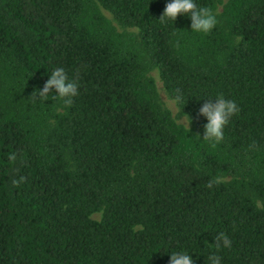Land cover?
I'll return each instance as SVG.
<instances>
[{
    "label": "trees",
    "instance_id": "obj_1",
    "mask_svg": "<svg viewBox=\"0 0 264 264\" xmlns=\"http://www.w3.org/2000/svg\"><path fill=\"white\" fill-rule=\"evenodd\" d=\"M169 2L0 0V264H264V0H194L208 34L162 22ZM57 67L71 107L39 98ZM220 95L239 112L213 148L200 108Z\"/></svg>",
    "mask_w": 264,
    "mask_h": 264
},
{
    "label": "clouds",
    "instance_id": "obj_2",
    "mask_svg": "<svg viewBox=\"0 0 264 264\" xmlns=\"http://www.w3.org/2000/svg\"><path fill=\"white\" fill-rule=\"evenodd\" d=\"M180 15L190 17L192 32L208 34L217 24L216 16L211 9L198 7L194 0H170L166 4L160 20L162 22L166 19L176 21ZM78 87L77 80H70L64 68L57 67L51 73L43 89L39 90V98L48 100L50 93L55 89L58 95H52V100L62 102L65 107H71L74 103V98L78 95ZM238 112L239 108L237 104L232 100L225 99L223 95L218 96L215 101L210 100L205 103L200 108V114L206 117L208 121L205 125L203 141L208 142L211 147L215 148L224 138L223 131L225 126ZM8 159L15 161L16 155L10 154ZM16 183V181H13V184ZM217 183H219V180L215 179L209 181L205 186L211 189ZM214 239V247L217 249L222 245L223 247H231V241L224 233L218 234ZM208 259L211 261V264H221V258L218 256H211ZM170 264H194V261L190 255L181 252L171 254Z\"/></svg>",
    "mask_w": 264,
    "mask_h": 264
},
{
    "label": "rangeland",
    "instance_id": "obj_3",
    "mask_svg": "<svg viewBox=\"0 0 264 264\" xmlns=\"http://www.w3.org/2000/svg\"><path fill=\"white\" fill-rule=\"evenodd\" d=\"M228 0H223V5L219 6V12H221L223 10V6L224 4L227 2ZM103 13L105 14V16H107L109 19L113 20L112 15L106 11L103 10ZM116 27L123 31V29H121V27L115 23ZM129 32H138L136 29H129ZM150 76L155 80L156 86H157V90H158V94H159V101L160 104L162 105L163 108H165L166 110H168L172 117L174 118V120L180 124L185 126L186 128L189 129V125L191 127L190 121L188 119L187 116L183 115L182 112L180 111L179 107L177 106V103L175 100H173L169 94L167 93L164 84L160 78V74L157 70H154L151 72ZM102 217V213H98L92 216V218L94 220L99 221Z\"/></svg>",
    "mask_w": 264,
    "mask_h": 264
}]
</instances>
